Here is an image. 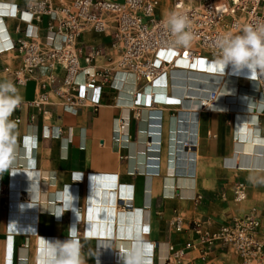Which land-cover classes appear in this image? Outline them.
<instances>
[{"label": "crops", "instance_id": "obj_1", "mask_svg": "<svg viewBox=\"0 0 264 264\" xmlns=\"http://www.w3.org/2000/svg\"><path fill=\"white\" fill-rule=\"evenodd\" d=\"M0 1V81H12L24 97L20 120L11 118L14 158L0 171V264H39L46 245L66 241L72 226L85 264H126L133 242L143 244L147 264H241L232 248L202 255L197 246L177 261L170 247L197 238L195 220L215 230L249 213L264 235V184L257 182L264 179V103L258 83L238 73L256 74L222 66L221 74L235 78L222 77L220 90L195 92L170 73L147 83L118 72L111 86L89 89L88 99L69 108L53 91L59 84L48 82L49 69L23 81L16 75L18 39L60 43L46 28L48 16L31 20L27 0ZM79 40L84 52L90 46L115 52L107 34L84 32ZM40 93L48 101L39 106ZM238 182L247 190L241 202L233 193Z\"/></svg>", "mask_w": 264, "mask_h": 264}, {"label": "built area", "instance_id": "obj_2", "mask_svg": "<svg viewBox=\"0 0 264 264\" xmlns=\"http://www.w3.org/2000/svg\"><path fill=\"white\" fill-rule=\"evenodd\" d=\"M1 3V1H0ZM159 0H72L55 4L51 0H27L25 10L31 20L48 16L46 28L60 43L43 42L37 37L20 38L14 49L21 57L16 71L19 81L36 74L40 67L51 71L48 82L59 84L54 93L63 98L66 106L73 108L88 99L89 89L101 90L112 85L118 72L131 73L147 83L176 68V57L193 61L205 57L217 60V41L228 33L239 34L248 24L264 23V0H198L186 4L175 0L173 10L187 14L192 20L194 40L189 47L174 46V37L166 28L164 18L156 14ZM10 14L20 12L17 5ZM84 32L104 33L112 37L111 49L90 46L83 51L79 37ZM174 51L175 57L166 58L162 52ZM84 58L85 64L81 63ZM105 58V65L97 66L95 60ZM63 70L60 77L57 68ZM82 76V79L79 77ZM264 103V74L254 78ZM44 86V83H42ZM48 101L47 93H40L34 101L42 105ZM12 119L19 121L16 110ZM234 199L246 200L243 182L235 184ZM207 220L190 224L197 238L183 248L170 247V256L181 261L186 249L199 246L202 255L221 249H234L242 258L241 264H264V235L259 232L260 221L254 213L234 217L215 230ZM176 230L182 229V220H174Z\"/></svg>", "mask_w": 264, "mask_h": 264}, {"label": "clouds", "instance_id": "obj_3", "mask_svg": "<svg viewBox=\"0 0 264 264\" xmlns=\"http://www.w3.org/2000/svg\"><path fill=\"white\" fill-rule=\"evenodd\" d=\"M192 23L185 13L173 10L166 15L164 24L174 37V46H191ZM217 46V62L223 70L231 65L236 71L247 68L251 74H264V23L248 24L239 34L228 33L217 41ZM23 101L20 89L12 81H0V171L14 158L13 134L17 124L11 117ZM257 182L264 184V179ZM68 236L66 241L49 242L38 257L39 264H85L75 226L69 229ZM124 259L126 264H147L143 244L133 242Z\"/></svg>", "mask_w": 264, "mask_h": 264}, {"label": "bare ground", "instance_id": "obj_4", "mask_svg": "<svg viewBox=\"0 0 264 264\" xmlns=\"http://www.w3.org/2000/svg\"><path fill=\"white\" fill-rule=\"evenodd\" d=\"M161 55L163 57L166 58H171L172 56L175 57L174 55V51H167V52H162ZM176 62H177V67L171 69L168 73H170V75L172 76L173 79H177L179 78L180 81L175 82L176 84H178V86L180 88H183L182 86H184L185 84V89L187 90H200V91H212L215 90L216 88L219 89V84H220V80L222 79V77H232L235 78V76L231 75V74H224V73H220L222 70V66L218 64L217 60H213V59H209V58H205V57H200V58H196L193 61H189L188 59L182 58V57H176ZM179 63V64H178ZM226 69V68H225ZM247 71H250L247 68H244ZM241 73V72H240ZM165 75V74H164ZM248 75V74H247ZM163 76V75H161ZM160 76V77H161ZM170 76V77H171ZM257 76V74H256ZM255 76V77H256ZM159 77V78H160ZM192 77H202L203 79H205V81L202 82H196V81H192L190 83H186L184 81V79H188V78H192ZM157 78V79H159ZM254 78V77H251ZM79 79H81L79 77ZM157 79L154 81L156 82ZM171 79V78H170ZM194 79V78H193ZM191 80V79H190ZM226 80V79H225ZM224 80V81H225ZM187 81V80H186ZM251 81H255V80H251ZM188 82V81H187ZM252 82V83H253ZM224 83V82H223ZM255 83H257L255 81ZM188 84L189 86L187 87ZM235 84V83H234ZM254 84V83H253ZM225 85V84H224ZM230 85V84H229ZM250 85V84H249ZM151 86V85H150ZM233 87V86H232ZM253 87V86H252ZM255 87V86H254ZM253 87V88H254ZM221 88V86H220ZM236 88V87H235ZM222 89V88H221ZM220 90V89H219ZM235 90V89H234ZM248 90V89H247ZM253 90V89H251ZM186 91V90H185ZM242 91V90H241ZM245 91V90H244ZM196 92V91H195ZM161 93V92H160ZM187 93V92H186ZM230 93V92H229ZM245 93V92H244ZM190 94V93H188ZM219 94V93H218ZM238 94V93H237ZM193 95V94H192ZM201 95V94H200ZM199 95V96H200ZM240 95V94H238ZM243 95V94H242ZM195 96V95H194ZM221 96V95H220ZM248 96V95H247ZM172 97V96H171ZM218 97V96H217ZM224 97V96H223ZM232 97V96H231ZM235 97V96H234ZM165 99H168V97L166 95H164ZM175 98V97H174ZM204 98V97H203ZM226 98V96H225ZM252 98V97H251ZM228 99V98H227ZM202 100V99H201ZM240 101H246V98L243 96H240L239 98ZM251 101V100H250ZM257 102V101H256ZM192 103V102H191ZM225 103V102H224ZM254 103V102H253ZM200 104V103H199ZM262 105V104H261ZM248 108V107H247Z\"/></svg>", "mask_w": 264, "mask_h": 264}, {"label": "rangeland", "instance_id": "obj_5", "mask_svg": "<svg viewBox=\"0 0 264 264\" xmlns=\"http://www.w3.org/2000/svg\"><path fill=\"white\" fill-rule=\"evenodd\" d=\"M174 2L175 0H159V5L156 10L157 16L165 18L166 15L172 11ZM197 2L198 0H185L186 4H194ZM238 75L245 76L243 73H238Z\"/></svg>", "mask_w": 264, "mask_h": 264}]
</instances>
